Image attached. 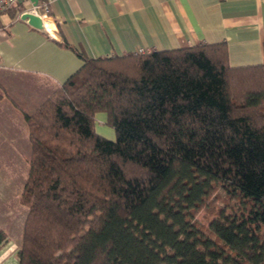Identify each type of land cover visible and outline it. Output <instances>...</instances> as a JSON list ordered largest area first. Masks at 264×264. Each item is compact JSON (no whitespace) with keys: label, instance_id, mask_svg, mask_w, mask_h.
I'll use <instances>...</instances> for the list:
<instances>
[{"label":"trees","instance_id":"16d2710c","mask_svg":"<svg viewBox=\"0 0 264 264\" xmlns=\"http://www.w3.org/2000/svg\"><path fill=\"white\" fill-rule=\"evenodd\" d=\"M78 53L32 111L15 102L30 140L19 264H264V61L231 65L226 41Z\"/></svg>","mask_w":264,"mask_h":264},{"label":"crops","instance_id":"0c3cea01","mask_svg":"<svg viewBox=\"0 0 264 264\" xmlns=\"http://www.w3.org/2000/svg\"><path fill=\"white\" fill-rule=\"evenodd\" d=\"M50 15L47 31L0 12V136L9 142L27 125L15 102L32 111L83 65L78 51L96 58L226 41L231 65L264 61V0H53ZM1 213L0 264H19Z\"/></svg>","mask_w":264,"mask_h":264},{"label":"rangeland","instance_id":"374dc122","mask_svg":"<svg viewBox=\"0 0 264 264\" xmlns=\"http://www.w3.org/2000/svg\"><path fill=\"white\" fill-rule=\"evenodd\" d=\"M96 117L97 130L109 137H115L114 128L107 125ZM106 128L109 130L107 131ZM2 129V117H0V130ZM19 137L17 141L9 142L7 136H0L2 145H0V210H2V220L6 221L11 232L12 238L17 245L22 243L23 226L28 208L20 202V195L28 175V157L30 154V140L27 125L21 132L17 128ZM201 189V186H199ZM221 194L223 192L221 191ZM221 203L224 199L220 198ZM204 211L199 213V217Z\"/></svg>","mask_w":264,"mask_h":264},{"label":"built area","instance_id":"2783aa9c","mask_svg":"<svg viewBox=\"0 0 264 264\" xmlns=\"http://www.w3.org/2000/svg\"><path fill=\"white\" fill-rule=\"evenodd\" d=\"M21 1H24V0H0V12L1 11H5V10H7L10 7L19 4V2H21ZM29 1L31 2V6L30 7H26L24 11L20 12L19 13L20 16L24 12L29 11L31 13L39 15L42 18V20H43V24L45 22V19L51 20L53 22V24H54V21H53L51 15H50L51 3L53 2V0H37L36 2H35V0H29ZM43 28H45L47 30L45 25L43 26ZM148 50H150V49L140 48L137 51L144 52V51H148Z\"/></svg>","mask_w":264,"mask_h":264},{"label":"water","instance_id":"95a60500","mask_svg":"<svg viewBox=\"0 0 264 264\" xmlns=\"http://www.w3.org/2000/svg\"><path fill=\"white\" fill-rule=\"evenodd\" d=\"M37 0H35L36 2ZM21 17L23 19H28L29 23L37 28H43L44 24H43V20L42 18L34 13H31L29 11L24 12Z\"/></svg>","mask_w":264,"mask_h":264}]
</instances>
